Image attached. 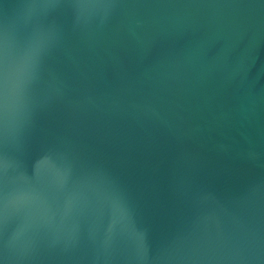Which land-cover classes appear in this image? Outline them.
I'll list each match as a JSON object with an SVG mask.
<instances>
[{
    "label": "water",
    "instance_id": "water-1",
    "mask_svg": "<svg viewBox=\"0 0 264 264\" xmlns=\"http://www.w3.org/2000/svg\"><path fill=\"white\" fill-rule=\"evenodd\" d=\"M0 264H264V0H0Z\"/></svg>",
    "mask_w": 264,
    "mask_h": 264
}]
</instances>
